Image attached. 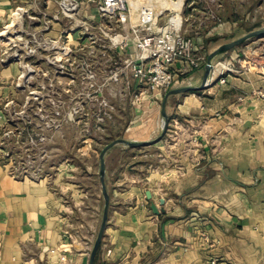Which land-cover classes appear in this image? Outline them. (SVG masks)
Listing matches in <instances>:
<instances>
[{
  "label": "rangeland",
  "instance_id": "obj_1",
  "mask_svg": "<svg viewBox=\"0 0 264 264\" xmlns=\"http://www.w3.org/2000/svg\"><path fill=\"white\" fill-rule=\"evenodd\" d=\"M6 1L9 9L0 23V175L41 184L60 198L65 231L62 243L69 250L67 244L82 246L88 259L105 209L101 153L121 139L137 143L129 139L148 142L159 138L164 129L160 114L154 138L141 137L143 130L136 126L150 111L159 113L165 95L161 103L155 105L151 100L147 104L143 99L146 94L132 91V82L126 87L120 80L114 81L116 71L127 72L126 60L134 57L135 51L131 45L122 51L123 56L116 55L119 50L114 45L120 44L121 37L112 38L124 34L115 19L98 11L99 0ZM142 1L128 0L133 12ZM153 1L171 4L169 0ZM173 2L183 16L192 17L185 25L192 35L207 34L225 23H236V32L230 36L233 39L264 30V0ZM161 24L158 20L156 28ZM231 38L210 44L209 54ZM129 47L133 54L124 55ZM260 52L263 56H258ZM243 53L252 64L247 61L248 66L243 67ZM262 57L264 35L217 56L212 66H216L215 75L225 71V80L227 74L236 78L242 70L262 72L264 68L253 64ZM260 62L263 66L264 59ZM215 75L213 82H218ZM207 87L184 94H197ZM169 128L167 125L160 141H164ZM160 141L141 147L116 143L104 152L103 186L108 211L101 243L113 204L112 192L128 189L130 180L136 179L142 186L150 172L158 170V158L152 159L158 154L155 146Z\"/></svg>",
  "mask_w": 264,
  "mask_h": 264
},
{
  "label": "crops",
  "instance_id": "obj_2",
  "mask_svg": "<svg viewBox=\"0 0 264 264\" xmlns=\"http://www.w3.org/2000/svg\"><path fill=\"white\" fill-rule=\"evenodd\" d=\"M169 1L143 0L136 12L128 3L129 20L119 24L124 36L143 8L158 11L162 26L169 14L180 18L182 33L206 57L210 44L236 32V23H225L192 35L185 27L192 17L183 16L177 2ZM0 6L2 23L8 1L0 0ZM125 52L129 56L132 48ZM260 61L253 63L258 69L264 68ZM182 65L174 66L176 81L170 90L202 86L204 67L181 79ZM263 71L242 70L236 78L227 74L224 84L208 83L197 94L167 99L170 128L152 159L158 158V170L142 186L135 179L128 189L112 192L97 264H264V98L258 95L264 93ZM131 82L133 92L146 94L145 103H161L137 81ZM150 112L136 126L148 140L156 136L158 114L164 122L161 110ZM62 208L60 198L43 185L0 175V264H88L82 246L67 244L69 250L62 243Z\"/></svg>",
  "mask_w": 264,
  "mask_h": 264
},
{
  "label": "built area",
  "instance_id": "obj_3",
  "mask_svg": "<svg viewBox=\"0 0 264 264\" xmlns=\"http://www.w3.org/2000/svg\"><path fill=\"white\" fill-rule=\"evenodd\" d=\"M98 11L115 19L120 25L129 20L127 0H99ZM160 16L151 8H143L138 14L137 23L130 25L128 35L115 34L112 38L117 40L121 37L120 44L114 45L120 53L129 45L135 50V56L126 60L127 72L116 71L114 81L120 80L126 87H129L132 80L137 81L144 87V91L152 94L154 101H161L173 87L176 81L174 66L177 63L183 64L180 69L182 75L204 66L205 63V56L194 46L193 40L182 33L181 19L169 14L164 26L157 29ZM155 29L157 30L154 31ZM243 56V67L248 66L247 61L251 64L252 61L245 54ZM228 72L234 73L233 70ZM223 74L225 73L221 72L218 77L220 84L225 82ZM208 83H213L212 76L207 78L205 85ZM258 95L264 98V93L259 92Z\"/></svg>",
  "mask_w": 264,
  "mask_h": 264
},
{
  "label": "water",
  "instance_id": "obj_4",
  "mask_svg": "<svg viewBox=\"0 0 264 264\" xmlns=\"http://www.w3.org/2000/svg\"><path fill=\"white\" fill-rule=\"evenodd\" d=\"M264 35V30H258V31H253L251 33H248L246 35H244L243 37L231 42V43H228L222 47H220L218 50L212 52L211 54H209L206 58V64L204 66V78H203V86L199 87V88H180V89H173V90H169L164 98H163V101H162V104H161V115L162 117L164 118V129H163V132L162 134L160 135L159 138H157L156 140L154 141H148V142H133V143H130L126 140H118L117 142H115L114 144L116 143H122V144H125L127 146H130V147H141V146H148V145H153L155 144L156 142L160 141L166 131V126L168 125V119H167V116H166V113H165V107H166V101L167 99L172 96V95H177V94H183V93H187V92H190V91H195V90H201L204 86H205V83H206V80L212 70V60L214 58H216L217 56L225 53L226 51L234 48V47H237V46H240L242 45L243 43H245L246 41H248L249 39L251 38H254V37H258V36H262ZM112 144V145H114ZM112 145L108 146L106 149L110 148ZM105 149V151H106ZM104 151V152H105ZM103 153H101V157H100V182H101V185H102V192H103V196H104V200H105V209H104V213H103V223H102V226L100 228V231H99V234L97 236V239L95 241V244L92 248V251L90 253V256H89V262L88 264H94V260H95V257H96V254H97V251L98 249L100 248V245H101V240H102V236H103V233H104V230H105V223L107 221V211H108V199H107V196H106V192H105V189H104V184H103V175H104V165H103V161H102V156H103ZM151 210L153 211L154 214L158 215L159 214V211L155 208L154 205H151Z\"/></svg>",
  "mask_w": 264,
  "mask_h": 264
},
{
  "label": "trees",
  "instance_id": "obj_5",
  "mask_svg": "<svg viewBox=\"0 0 264 264\" xmlns=\"http://www.w3.org/2000/svg\"><path fill=\"white\" fill-rule=\"evenodd\" d=\"M98 254H99V251H98V253L96 254V258H95V260H94V264H97V262H98Z\"/></svg>",
  "mask_w": 264,
  "mask_h": 264
}]
</instances>
